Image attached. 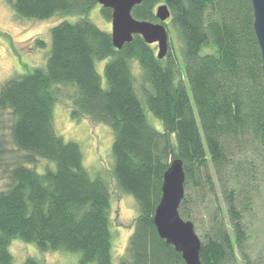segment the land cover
<instances>
[{"label":"trees","instance_id":"1","mask_svg":"<svg viewBox=\"0 0 264 264\" xmlns=\"http://www.w3.org/2000/svg\"><path fill=\"white\" fill-rule=\"evenodd\" d=\"M9 1L25 19L81 18L51 29L45 67L0 86V110L13 116L11 137L23 153L0 192V264H14V239L42 251L78 252L80 264H113L109 186L91 177L79 144L65 141L53 125L54 107L70 89L73 118L112 127L113 176L139 208L120 264H186L154 225L164 174L176 158L186 174L179 212L203 235L202 264H254L249 223L264 198V78L252 1L143 0L136 6L133 17L155 23L157 8L169 6L171 18L163 24L179 35L184 68L170 51L159 60L156 46L139 35L116 49L111 33L88 17L97 0ZM101 15L112 21L111 9L101 7ZM106 59L105 87L96 64ZM132 62L140 67V88ZM147 108L163 132L151 125ZM40 160L53 164L39 173ZM201 209L212 210L205 227ZM22 264L43 263L27 258Z\"/></svg>","mask_w":264,"mask_h":264},{"label":"rangeland","instance_id":"2","mask_svg":"<svg viewBox=\"0 0 264 264\" xmlns=\"http://www.w3.org/2000/svg\"><path fill=\"white\" fill-rule=\"evenodd\" d=\"M89 19L102 30L112 31V23L107 22L101 15V6H96L89 14ZM80 16H55L48 20L25 19L19 17L13 10L9 0H0V86L6 80L34 71L46 66L47 57L52 45L51 29L62 22H76ZM38 40L46 43L45 47L37 45ZM156 52H158L157 45ZM182 42L178 33L171 28L169 51L177 57L178 63L184 68L182 56ZM108 59L98 61L96 68L101 75L103 86L106 87L104 68ZM132 70L137 77V86L142 83L141 71L137 62H132ZM72 90H64L63 101L57 103L53 111V125L55 132L65 141L79 144L83 153L84 165L92 178L102 177L108 184L111 192V234L113 264H120L124 257L128 241L134 232V221L139 215L136 200L130 194L122 192L113 176L114 158L112 146L114 133L107 124H96L88 117L77 120L72 117L70 102L67 94ZM147 118L152 126L159 131L164 127L147 108ZM13 116L9 111L0 110V192L10 183V171L16 161L23 154L15 146L11 137ZM53 164L50 161L40 160L35 168L39 173L45 171V166ZM33 167V165H30ZM264 197V188L262 189ZM198 211V219L203 227L207 226L211 215ZM224 219L228 215L224 209ZM204 221V224L203 222ZM250 239L248 249L254 264H264V198L259 200L256 211L249 223ZM201 238L203 235L198 233ZM9 250L14 264H22L27 258H34L43 264H80L81 254L78 252L42 251L34 243H27L20 239L12 240ZM260 262L258 263V261Z\"/></svg>","mask_w":264,"mask_h":264},{"label":"water","instance_id":"3","mask_svg":"<svg viewBox=\"0 0 264 264\" xmlns=\"http://www.w3.org/2000/svg\"><path fill=\"white\" fill-rule=\"evenodd\" d=\"M253 7V28L262 53L264 78V0H251ZM103 8L112 10V42L121 50L133 41L135 35L141 36L149 45H157V57L166 59L170 47V32L163 24L171 18L167 4L157 8L159 22L138 20L133 17V9L143 0H97ZM186 174L184 163L176 158L164 174L162 197L155 210L154 225L159 236L182 254L186 264H202V241L192 221L184 220L179 212L185 198Z\"/></svg>","mask_w":264,"mask_h":264}]
</instances>
